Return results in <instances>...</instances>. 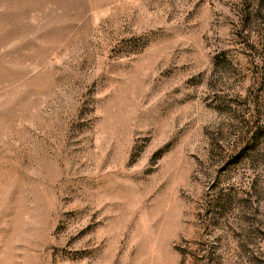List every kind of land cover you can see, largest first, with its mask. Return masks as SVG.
Wrapping results in <instances>:
<instances>
[{
  "label": "rangeland",
  "instance_id": "1",
  "mask_svg": "<svg viewBox=\"0 0 264 264\" xmlns=\"http://www.w3.org/2000/svg\"><path fill=\"white\" fill-rule=\"evenodd\" d=\"M264 0H0V264H264Z\"/></svg>",
  "mask_w": 264,
  "mask_h": 264
},
{
  "label": "trees",
  "instance_id": "2",
  "mask_svg": "<svg viewBox=\"0 0 264 264\" xmlns=\"http://www.w3.org/2000/svg\"><path fill=\"white\" fill-rule=\"evenodd\" d=\"M259 56H260L261 60L264 62V44L262 45L261 54Z\"/></svg>",
  "mask_w": 264,
  "mask_h": 264
}]
</instances>
